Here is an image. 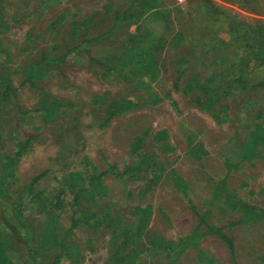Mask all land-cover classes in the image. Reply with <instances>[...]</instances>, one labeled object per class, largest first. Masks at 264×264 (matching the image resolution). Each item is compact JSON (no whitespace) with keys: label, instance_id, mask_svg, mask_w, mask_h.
<instances>
[{"label":"rangeland","instance_id":"374dc122","mask_svg":"<svg viewBox=\"0 0 264 264\" xmlns=\"http://www.w3.org/2000/svg\"><path fill=\"white\" fill-rule=\"evenodd\" d=\"M0 1L7 25L0 28V91L4 78L15 90L0 104L1 164L12 159L15 175L7 188L14 198L41 175L23 211L39 260L51 264L60 250L59 242L42 244L40 204L62 240L74 210L68 173L83 171L84 179L101 174L108 195L92 202L95 219L89 225L68 234L66 243L76 250L66 264H119L134 250L137 256L122 264H261L264 215L249 218L231 206L239 201L264 210V147L230 170L223 153L230 145L242 147L254 126L264 127V66L248 64L242 68L251 72L248 84L236 83L234 66L245 55L242 33L228 31L204 0H154L152 10L136 0ZM210 1L264 22V0ZM127 11L138 13V25L122 26L91 45L89 56L43 65L41 78L25 81L28 64L42 55L56 59L66 48L106 33L114 15ZM255 52L264 56V46ZM208 80L220 94L211 111L201 105V86ZM124 100L135 107L107 120L108 106ZM213 110L221 111L219 121ZM160 132L165 136L156 140ZM147 156L146 167L127 171ZM174 174L186 183V194ZM146 206L151 214L138 233L135 210ZM200 221L199 237L185 249L156 251L148 245L149 234L185 240ZM207 226L222 228L233 251L207 234ZM0 232V250L29 261L21 224L1 197ZM112 233L118 237L114 244Z\"/></svg>","mask_w":264,"mask_h":264},{"label":"trees","instance_id":"16d2710c","mask_svg":"<svg viewBox=\"0 0 264 264\" xmlns=\"http://www.w3.org/2000/svg\"><path fill=\"white\" fill-rule=\"evenodd\" d=\"M64 0H48L47 3H59ZM138 6L143 10H152L155 8V1L154 0H136ZM204 4L207 8V11L212 16H219L222 17L226 21L227 29L230 32H239L242 33L244 42H245V52L240 61L234 66L236 69L237 77L236 83L241 84V87H246L248 84V75L251 73L243 72L242 68H246L248 64L254 63L258 66H264V56L255 52V50L259 47L264 46V22L255 20V21H248L238 16L237 13L233 12L232 10L220 7L214 4L210 0H204ZM259 7V4H258ZM261 7V6H260ZM83 21V20H82ZM83 22H79L78 24H83ZM139 23V15L137 12H123L117 13L114 15L113 24L110 29L99 36L94 38L85 39L77 46L66 48L63 55L56 58H48L45 55H42L39 60L28 64L24 68V77L25 81L29 84H33V81L38 80L41 76L45 73L43 70V65H59L61 63L66 62L68 59L79 55L81 53H85L87 56L90 55L89 47L99 41H103L108 39L109 36H112L114 32L120 29L122 26L125 25H138ZM6 22L3 17L2 13V6L0 1V28H6ZM77 32V31H75ZM74 32V33H75ZM132 37H134L132 35ZM180 37V35H178ZM82 61V58H79ZM93 65L98 66L99 68L103 69L104 71L110 70L106 63L101 61H96L91 59L90 60ZM257 66V67H258ZM6 77V76H5ZM8 78L2 79V89L0 91V104H5L8 102L9 98L15 94V90L7 81ZM187 91V90H186ZM201 91L203 92V99L204 101L201 102L203 108L208 111L215 106L217 102L220 101V94L216 86H213L211 80L206 81L201 86ZM135 107L129 101H120L119 103H112L108 106L107 109V120L113 118L116 115L124 113L126 110ZM222 114L221 111L213 110L212 115L215 121H219L218 116ZM165 132H160L157 136H155L156 140H160L164 138ZM28 142L22 143L19 145V150L23 151L25 145ZM259 147H264V127L260 124L254 126L253 130L250 131L244 141L242 147H238L235 145H230V147L225 148L223 153L225 155V160L228 162L227 167L228 170L235 167L240 161L244 160H251L254 157L255 151ZM172 148L169 146H165L164 150H171ZM193 152V150H189ZM5 159V158H4ZM7 160L3 164V158L0 157V197L8 200L11 202V211L12 215L16 218V220L21 224L22 231L24 233L23 241L26 246V251L29 256V261L24 262L21 257L20 253L12 250L8 251H1L0 250V264H45L37 257V253L33 248L32 244V232L29 223L26 222L24 216V201L27 197L30 196L32 193L33 184L36 183L39 178L38 176L34 178L27 186H25V192L17 197L14 198L8 191L9 180L14 178V171L10 169L12 164V159L10 157H6ZM150 161V158L147 156L142 163L138 166V168L129 167L127 171H133L136 169H141L142 167H146ZM83 171H72L68 173V186L73 190L72 193V200L74 210L70 217V227L68 231L64 234V238L59 240V234L57 232V228L55 225L54 218L48 214L45 208V204H40V217L39 222L41 223V231H40V238L42 244H49V243H58L60 246L59 253L53 259L51 264H66V262L72 258L73 253L75 252L74 245H67L66 239L68 234L73 231L74 229L87 226L90 224L91 221L95 219V213L91 208L92 202L97 199H105L108 195L107 188L101 181V174L90 173L87 175V178H83ZM176 185L182 190L184 194L187 193V186L186 183L179 177L174 174L173 176ZM81 182V187L78 188L77 183ZM217 190V189H216ZM39 197V193L37 195ZM234 211L242 212L244 215L248 216L249 218L258 216L259 214L264 215V210H257L254 206L246 204L244 202L236 201L234 205L231 206ZM135 214L137 216V232H142L148 221V218L151 214V208L149 206L146 207H138L135 210ZM202 220V219H201ZM241 220V219H240ZM239 220V221H240ZM203 221V220H202ZM196 227L193 233L188 236L185 240H180L178 243L166 241L159 235L149 234L148 245L151 249L156 251H166V250H175L182 246L184 249L189 247L191 244H195L197 237H199V229L202 224ZM207 234L215 235L224 241L231 251H233V242L232 239L229 238L226 234H224L222 228H217L214 226H207ZM2 233L0 232V243H1ZM118 241V237L114 236L112 233V238L110 242L114 244ZM126 241L124 240L122 243V247L124 248ZM139 250H134L131 254H126L121 256L119 260V264H122L124 261H131L133 258L137 256ZM261 264H264V259L261 260Z\"/></svg>","mask_w":264,"mask_h":264}]
</instances>
